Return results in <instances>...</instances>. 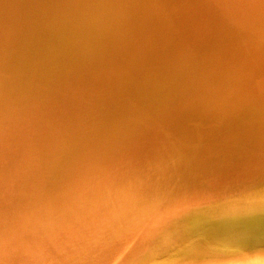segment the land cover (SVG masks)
Returning a JSON list of instances; mask_svg holds the SVG:
<instances>
[{
  "label": "bare ground",
  "instance_id": "6f19581e",
  "mask_svg": "<svg viewBox=\"0 0 264 264\" xmlns=\"http://www.w3.org/2000/svg\"><path fill=\"white\" fill-rule=\"evenodd\" d=\"M263 46L264 0H0L4 264L12 238L13 264H32L37 244L46 264H264V158L253 164L264 146ZM256 79L263 86L250 94ZM246 95L255 102L242 123L233 104ZM194 99L205 110L227 107L220 112L231 121L234 111L250 150L241 168L255 169L248 182L233 160L173 168L191 154L173 150L166 128L182 130ZM123 112L145 133L117 120L85 157L111 173L92 191L74 187L67 173L85 155L70 153L78 135ZM216 175L227 185L216 186ZM113 177L129 190H115ZM178 191L197 203L181 199L173 214H188L154 236L149 210ZM89 200L115 201L109 211L124 219L107 230L62 228Z\"/></svg>",
  "mask_w": 264,
  "mask_h": 264
},
{
  "label": "water",
  "instance_id": "95a60500",
  "mask_svg": "<svg viewBox=\"0 0 264 264\" xmlns=\"http://www.w3.org/2000/svg\"><path fill=\"white\" fill-rule=\"evenodd\" d=\"M264 46L262 47V49ZM249 63H252L255 67L257 62H255L253 59L249 61ZM247 76L253 75V77H256L254 74V68L252 71H245ZM248 85V81H247ZM263 84L259 79H256L252 83V88L254 92L250 94H255L256 91H260L262 88ZM264 87L261 89L263 91ZM247 88L245 87L244 92L247 93ZM243 99V100H242ZM196 99L192 101H188V103L185 106L184 111L181 112V114H185V116L182 117V130L175 131L173 132L171 128H166L168 132V138L171 144V147L173 150L178 149V148H183L187 147L190 150L191 158L188 160V162H179L181 160L179 156L172 162L173 163V168L177 169L182 166V163L186 164H191L190 169H198L196 168L198 165H205L207 161L210 160V164L212 166H218L223 162V159L225 161H230L233 160L234 165H235V170L239 169L237 171V174H245L246 172L249 173L248 176L243 180V184L245 182L249 181V178L252 174L251 170H255L254 168H241V164L243 160H249L248 159V152L250 151L249 148L246 146L244 142V131L243 129L238 125L236 115L234 111L228 112V113H233V116L231 117L233 121L227 119L224 115L223 112H220V110L227 108L224 106H220L219 108L211 107L210 109L206 110L202 106L198 105L196 103ZM254 96L246 95L244 98H241L238 100L239 104H233L235 107H240L241 108V116H242V123H245V114L248 113L246 111L247 105L254 103ZM119 120L123 121H132L134 124L137 121L134 116L129 115L125 112L117 114L112 116L111 118L106 119L105 121L102 122V124L99 127H96L94 130L89 132L86 136H81L78 135L79 141L76 143L74 149L70 152L72 153L73 151L77 150V154L81 155L82 152H84V157H89L91 159L92 156V149L94 147V139L95 137H99V140L101 137H105L107 132L117 125ZM169 120H174V119H169ZM219 124L220 126H226L229 128V130H224V129H219ZM139 122L137 121V129L140 131V133H145V131L141 128H139ZM186 127V130L184 128ZM141 135V134H140ZM137 135V136H140ZM81 136V137H80ZM186 136H188L186 138ZM141 137V136H140ZM143 137L145 135L143 134ZM143 138L141 137V140ZM176 140V142H175ZM130 149V153L134 150ZM99 150V148H98ZM69 153V154H70ZM261 153H264V146L261 149L260 154L257 156L261 157L263 156ZM67 155V157L69 156ZM66 157V158H67ZM258 160L255 161L253 164L261 161L263 157L259 158ZM66 158L64 160H66ZM99 159V157H98ZM63 160V161H64ZM62 161V162H63ZM65 162V161H64ZM63 162V163H64ZM98 162V161H97ZM218 164V165H217ZM63 165V164H62ZM61 165V166H62ZM208 165V164H207ZM209 167L215 169L214 167L208 165ZM72 166H69L71 168ZM241 168V169H240ZM257 173V172H256ZM173 172V176H174ZM258 174V173H257ZM214 180H218V183L216 186L225 184L227 185L225 175L220 176L216 175L214 177ZM214 182V181H213ZM214 187V183L211 185ZM192 199L195 202H192ZM183 201H190V206H193L197 203V200L194 198H183ZM193 204V205H192ZM175 211V209H174ZM189 212V211H188ZM176 213V211H175ZM188 214V213H186Z\"/></svg>",
  "mask_w": 264,
  "mask_h": 264
},
{
  "label": "snow or ice",
  "instance_id": "6c2138e0",
  "mask_svg": "<svg viewBox=\"0 0 264 264\" xmlns=\"http://www.w3.org/2000/svg\"><path fill=\"white\" fill-rule=\"evenodd\" d=\"M111 166L106 163L96 164L89 162L87 159H78L74 166L67 173V178L72 185L77 188H87L92 191L95 188V181L100 177L110 174ZM110 183H113L114 189L123 194L129 190L126 181H120L118 177H113ZM3 181L0 179V188H2ZM4 191L0 190V264H4L5 259V216H4ZM142 193L146 196L147 202L151 201V188L145 186ZM182 192H176L170 197L163 199L161 203L149 210V219L155 225L154 236H158L161 231L178 222L186 213L173 214L176 206L181 202L183 197ZM115 201L105 202L102 200H89L83 203L68 220L61 224L62 228L71 229L76 225L80 227L77 231L84 228H94L96 230H107L113 223L123 220V213L114 214L109 209ZM260 209H264V201L258 205ZM15 214L9 211L8 224L11 225L15 220ZM25 239L39 240L38 234L27 232L24 234ZM15 243V239L9 240L8 257L9 264H13V257L15 250L11 247ZM36 259L32 264H46L47 253L37 244L35 249ZM103 253H101V257ZM99 264H103V259H100Z\"/></svg>",
  "mask_w": 264,
  "mask_h": 264
}]
</instances>
